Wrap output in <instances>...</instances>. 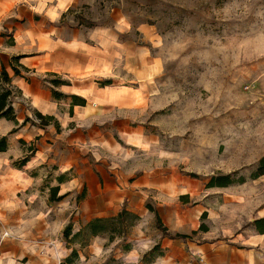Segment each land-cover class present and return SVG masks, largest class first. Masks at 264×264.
Listing matches in <instances>:
<instances>
[{"label": "rangeland", "instance_id": "rangeland-1", "mask_svg": "<svg viewBox=\"0 0 264 264\" xmlns=\"http://www.w3.org/2000/svg\"><path fill=\"white\" fill-rule=\"evenodd\" d=\"M64 6H0L30 120L0 119V264H228L264 219V0ZM122 209L113 235L64 237Z\"/></svg>", "mask_w": 264, "mask_h": 264}, {"label": "trees", "instance_id": "trees-1", "mask_svg": "<svg viewBox=\"0 0 264 264\" xmlns=\"http://www.w3.org/2000/svg\"><path fill=\"white\" fill-rule=\"evenodd\" d=\"M22 58V56H15L10 61V68L13 71V76L9 74L6 67L3 64H0V119H4L6 121L13 122L17 128L13 129L10 133H14L19 127L25 126L30 120L28 117H25L20 125H18L17 115L14 108V98L13 90L15 87L12 84L13 78L19 76V72L17 68L13 65V62L18 63V61ZM20 67L24 68L22 65ZM19 93V92H18ZM35 116L39 117L42 120L52 119L50 116H42L40 113L35 112ZM44 125V124H41ZM6 137L3 136L0 138V152H4L6 150ZM27 158H24L21 162V166L25 165L27 162ZM258 172L254 175V177H259L264 174V159H261L257 166ZM62 177L58 178V181H62ZM229 176H218L212 177L209 180L208 187H226L230 185ZM58 192V187L51 188V201H55V195ZM60 199V198H58ZM128 217L135 218V214L127 211L126 209H122L117 215L110 218H95L89 221L84 227H82L78 232L71 234L70 225L66 226L64 229V237L69 238L70 241L74 242L78 238L82 236H86L88 238L97 236L103 233H110L113 235L116 233V227H123L126 219ZM156 222L158 225L160 224L159 219L156 218ZM123 225V226H121ZM254 226L259 233H264V219H258L254 221ZM126 227V226H125ZM122 233V232H117ZM124 233V232H123ZM172 239H180L185 240L188 236L183 234H175L171 236ZM76 256V252L73 251L71 255L66 259L67 263H71L72 258Z\"/></svg>", "mask_w": 264, "mask_h": 264}, {"label": "crops", "instance_id": "crops-1", "mask_svg": "<svg viewBox=\"0 0 264 264\" xmlns=\"http://www.w3.org/2000/svg\"><path fill=\"white\" fill-rule=\"evenodd\" d=\"M55 0H0V6L4 8L5 11H8L14 7L17 3H51ZM65 2L63 9L75 2L76 0H59ZM14 80V79H13ZM13 83V81H12ZM5 125L9 127L7 121H4ZM19 177H22L21 174H18ZM29 179L28 177H25ZM28 186H21L19 189L26 191ZM230 256L228 264H264V233H255L253 237H249L247 244H243L236 253H233L229 250Z\"/></svg>", "mask_w": 264, "mask_h": 264}]
</instances>
